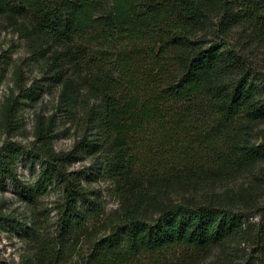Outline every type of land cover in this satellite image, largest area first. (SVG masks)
Here are the masks:
<instances>
[{
    "label": "trees",
    "instance_id": "trees-1",
    "mask_svg": "<svg viewBox=\"0 0 264 264\" xmlns=\"http://www.w3.org/2000/svg\"><path fill=\"white\" fill-rule=\"evenodd\" d=\"M0 17L23 35L39 75L26 84L15 66L5 122L56 88L29 144H0V184L27 206L22 220L1 214L0 227L31 246L0 264H199L214 249L210 264H264V72L247 58L264 39V0H0ZM67 122L76 140L57 150ZM84 151L100 155L113 183L111 213L69 168ZM24 155L31 172L41 163L34 180L17 172ZM258 165L248 184L216 189ZM235 243L245 245L240 260Z\"/></svg>",
    "mask_w": 264,
    "mask_h": 264
},
{
    "label": "rangeland",
    "instance_id": "rangeland-1",
    "mask_svg": "<svg viewBox=\"0 0 264 264\" xmlns=\"http://www.w3.org/2000/svg\"><path fill=\"white\" fill-rule=\"evenodd\" d=\"M28 45L23 37L17 30V27L4 17H0V144L4 140H14L28 145L32 140L33 135V120L35 111H43L45 114L50 113L54 108L56 101V88L51 87L48 91L44 92L38 101L32 106H25L15 111L13 115L14 122L6 123L3 115V104L6 96L14 88L15 75L13 70L15 66L21 69L22 77L26 80V84H30L33 78L39 75L35 64L31 63ZM247 58L252 61L255 67L264 72V39L263 41L256 42L247 51ZM74 124L70 122L60 124L58 126L56 135L54 136V146L57 150H70L73 147L74 141L77 137V132L73 127ZM260 129L264 131V123L260 125ZM262 134V133H261ZM261 136V135H260ZM101 158L97 154H80L78 158L73 159L69 166L72 170H80L82 172V179L88 178L90 189L94 190L99 195L105 206L106 213H111L119 207V201L113 193V183L105 177L99 170V162ZM30 155H24L18 163L17 172L25 180H34L40 168V162L35 161L31 172ZM261 166H255L250 169L249 174H243L234 180L219 184L216 189L221 191V194H226L225 189L228 186L237 187L240 183L248 184L252 178L251 176L257 172L261 173ZM262 190V187H259ZM181 190V189H180ZM177 189H169L168 195H171L175 200H179L182 195L190 196L189 192H182ZM56 190H52L44 197V202L53 204L56 198ZM264 192V189L263 191ZM202 194V193H201ZM201 194L199 196H201ZM264 201V193L259 197L256 203L261 206ZM262 203V204H261ZM258 209L256 205L251 209L249 220L256 221L259 219V214L256 212ZM27 212V206L21 199L19 192L15 187L7 182L4 185L0 184V215L3 213L14 214L19 220H22ZM53 210L46 214V217L53 220ZM8 225L0 227V258L1 259H14L19 260L21 255L27 253V249L31 248L29 242H25L14 231L7 229ZM53 225L43 226L41 231L53 232ZM46 230V231H45ZM42 236H45L43 234ZM47 236V234H46ZM229 247L228 249H230ZM232 259L240 260L245 253V245L239 246L235 243L232 247ZM219 250L214 249L209 252L202 263L210 264L216 259Z\"/></svg>",
    "mask_w": 264,
    "mask_h": 264
}]
</instances>
